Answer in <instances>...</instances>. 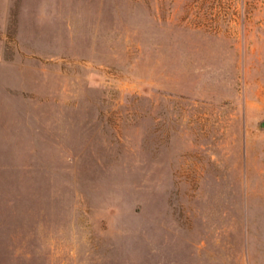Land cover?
<instances>
[{
  "label": "rangeland",
  "instance_id": "rangeland-1",
  "mask_svg": "<svg viewBox=\"0 0 264 264\" xmlns=\"http://www.w3.org/2000/svg\"><path fill=\"white\" fill-rule=\"evenodd\" d=\"M0 264H264V0H0Z\"/></svg>",
  "mask_w": 264,
  "mask_h": 264
}]
</instances>
